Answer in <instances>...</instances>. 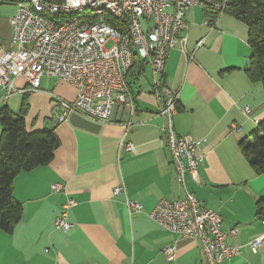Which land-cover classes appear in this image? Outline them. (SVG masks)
Segmentation results:
<instances>
[{
	"label": "crops",
	"instance_id": "crops-1",
	"mask_svg": "<svg viewBox=\"0 0 264 264\" xmlns=\"http://www.w3.org/2000/svg\"><path fill=\"white\" fill-rule=\"evenodd\" d=\"M15 11L0 8V49L5 51L13 46L9 21ZM185 19V49L193 59L179 48L171 50L163 80L179 91L174 132L201 141L204 154L198 168L202 185L187 177L186 189L204 207L218 211L227 245L241 249L223 264H264V243L256 253L248 248L264 235V222L255 217V203L264 198V173L254 174L239 148L256 128L254 122H264L263 87L245 74L250 56L247 28L230 14L211 22V15L197 8L187 10ZM201 40L203 45L196 48ZM145 73V67L134 68L129 77L132 115L126 108H115L105 123L78 113L57 123L56 99L72 101L76 94L57 80L45 79L36 92L16 93L21 100L18 95L17 100L8 98L5 107L18 113L26 97L27 130L52 132L59 145L48 165L14 179L12 193L22 215L11 233L0 229V264H205L194 238H177L149 217L159 200L174 201L183 191L175 179L163 121L156 115L154 77ZM14 83L26 89L22 79ZM1 99L0 91V109ZM245 107L251 110L248 116ZM122 140L132 143L135 151L119 153ZM53 184L63 185L65 191L52 193ZM121 184L126 196H114ZM68 198L76 205L68 211L72 227L62 232L54 221ZM126 198L139 203L141 211L129 215ZM169 246L175 253L168 260L163 250Z\"/></svg>",
	"mask_w": 264,
	"mask_h": 264
},
{
	"label": "built area",
	"instance_id": "built-area-1",
	"mask_svg": "<svg viewBox=\"0 0 264 264\" xmlns=\"http://www.w3.org/2000/svg\"><path fill=\"white\" fill-rule=\"evenodd\" d=\"M230 0H0L16 7L9 23L12 49H0L1 106L12 95L36 92L42 79L53 78L72 86V101L56 99L60 113L57 123H63L71 113L87 119L108 122L115 108L133 113L129 90V73L137 58L151 69L152 95L157 102L156 115L163 121L162 133L175 171L176 182L183 196L174 201L161 199L149 214L150 219L165 232L177 238H194L203 253L205 264H223L240 255V248L227 245L221 231L222 219L218 211L203 206L195 194L186 189V178L201 186L198 168L204 162L201 141L179 136L173 129V117L180 101L179 91L169 88L163 80L168 53L179 48L186 53L188 24L185 12L190 8L221 11ZM212 22V20H211ZM209 25V22H205ZM201 40L196 48L203 45ZM22 79L26 89L19 90L15 81ZM250 108H243L248 116ZM254 124L258 126V122ZM132 143L122 140L118 152L132 153ZM52 193L65 191L61 184L50 187ZM114 196L125 195L123 185L113 190ZM129 215L139 213L141 206L125 199ZM76 205L67 199L62 205L54 228L68 232V211ZM235 231H231L233 235ZM264 243V235L248 243L256 253ZM175 247L163 254L173 258Z\"/></svg>",
	"mask_w": 264,
	"mask_h": 264
},
{
	"label": "trees",
	"instance_id": "trees-1",
	"mask_svg": "<svg viewBox=\"0 0 264 264\" xmlns=\"http://www.w3.org/2000/svg\"><path fill=\"white\" fill-rule=\"evenodd\" d=\"M61 2L63 0H51ZM222 2L223 0H212ZM212 22L220 14H230L247 28L249 64L245 74L252 82L261 83L264 90V0H230L221 11L203 10ZM143 69L135 58L132 70ZM132 70L129 77L132 76ZM26 97L18 113L5 106L0 109V229L11 233L22 215V206L13 197V182L21 172L48 165L58 140L49 131H28L25 125ZM240 152L256 175L264 173V122L258 124L248 141L239 145ZM255 217L264 222V198L255 203Z\"/></svg>",
	"mask_w": 264,
	"mask_h": 264
},
{
	"label": "rangeland",
	"instance_id": "rangeland-1",
	"mask_svg": "<svg viewBox=\"0 0 264 264\" xmlns=\"http://www.w3.org/2000/svg\"><path fill=\"white\" fill-rule=\"evenodd\" d=\"M1 3V2H0ZM3 4V5H2ZM1 7H8V8H12V9H16V7L14 6V5H12V4H4V3H1V5H0V8ZM145 70H146V73H145V75H148V77H153L152 76V73H151V69L148 67V66H145ZM156 78H158V76H156L155 78H153V80H155ZM45 79H48V78H43L42 79V82L45 80ZM48 80H51V81H55V79H53V78H49ZM17 95H18V98L21 100V95H19V94H14V95H12V99L11 100H17V99H15V98H17ZM14 96H16V97H14ZM19 103V102H18Z\"/></svg>",
	"mask_w": 264,
	"mask_h": 264
}]
</instances>
